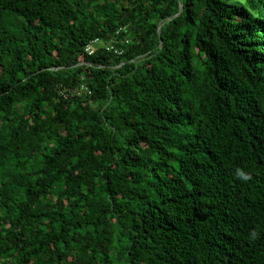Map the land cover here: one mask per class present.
Returning <instances> with one entry per match:
<instances>
[{"label": "trees", "instance_id": "1", "mask_svg": "<svg viewBox=\"0 0 264 264\" xmlns=\"http://www.w3.org/2000/svg\"><path fill=\"white\" fill-rule=\"evenodd\" d=\"M0 264H264V0H0Z\"/></svg>", "mask_w": 264, "mask_h": 264}, {"label": "built area", "instance_id": "2", "mask_svg": "<svg viewBox=\"0 0 264 264\" xmlns=\"http://www.w3.org/2000/svg\"><path fill=\"white\" fill-rule=\"evenodd\" d=\"M115 39L114 38H110L108 40H106V42L99 40L98 38L92 40L89 44H87L84 48V51L88 54V55H92L94 53V51L99 48V47H103L106 50H112L114 49L112 46V43ZM126 39L124 42L127 43ZM115 53L120 54L119 51H117L116 49L114 50ZM73 94H76L77 96L81 95L82 93L84 94H90V91L84 86V85H79V87L74 88L71 91ZM61 94L65 97V92L64 90L61 91Z\"/></svg>", "mask_w": 264, "mask_h": 264}, {"label": "rangeland", "instance_id": "3", "mask_svg": "<svg viewBox=\"0 0 264 264\" xmlns=\"http://www.w3.org/2000/svg\"><path fill=\"white\" fill-rule=\"evenodd\" d=\"M105 232H106L107 238H106L105 240H102V241L100 242V245H99L100 250H101L102 252H104V251L106 250V248H107V246H108L109 239H110V237H111L112 234H113L112 228L109 227V226H107V227L105 228Z\"/></svg>", "mask_w": 264, "mask_h": 264}]
</instances>
